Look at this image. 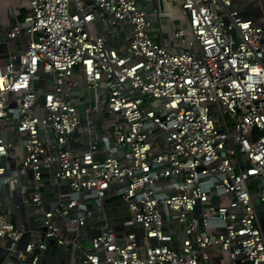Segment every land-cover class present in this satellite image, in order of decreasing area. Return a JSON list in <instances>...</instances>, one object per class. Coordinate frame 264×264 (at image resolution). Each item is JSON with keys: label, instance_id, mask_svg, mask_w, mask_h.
I'll use <instances>...</instances> for the list:
<instances>
[{"label": "built area", "instance_id": "2783aa9c", "mask_svg": "<svg viewBox=\"0 0 264 264\" xmlns=\"http://www.w3.org/2000/svg\"><path fill=\"white\" fill-rule=\"evenodd\" d=\"M27 2L0 27V264L49 244L69 264H264V17L232 0ZM45 174L69 192L47 202ZM7 190L34 228L11 220ZM109 194L129 211L120 235Z\"/></svg>", "mask_w": 264, "mask_h": 264}, {"label": "crops", "instance_id": "0c3cea01", "mask_svg": "<svg viewBox=\"0 0 264 264\" xmlns=\"http://www.w3.org/2000/svg\"><path fill=\"white\" fill-rule=\"evenodd\" d=\"M165 5L171 9L170 3L166 2ZM232 7L239 10L240 15L243 18L252 19L256 23H261V20L264 17V0H232ZM27 11V0H0V27L10 28L16 24ZM181 17L182 16L178 12H174L166 18H163L164 30L169 31L170 28L177 26ZM177 18L179 19L178 22L177 20L174 21ZM19 137L18 133H7V138L13 142L16 150V157L13 159H19L18 156L22 150L21 145L19 144ZM84 141V138L81 139V144L84 145ZM73 146L78 147V145L75 144H73ZM28 176L30 177V173ZM44 177L45 184L43 188V196L47 202H53L59 194L69 192L66 183L54 181L52 179L50 180L48 174H45ZM88 203V206L91 208L93 202ZM1 204L13 222L23 224L27 228H34L37 225L36 217L32 211V205L30 203H24L21 200L18 190H14V192H11L10 194L7 190L6 197L3 198ZM104 209L109 224L119 235L122 234L126 229L124 221L129 217V211L125 201L118 198V196H112L109 194L104 200ZM97 224L98 221L93 218L88 220V222L81 227L79 238L83 240L85 248L90 246V237L97 233L98 230L95 229ZM69 233L72 235L71 232ZM69 263L70 257L68 247L64 245L49 244L46 250L40 254L37 264ZM73 264L83 263L80 261H74Z\"/></svg>", "mask_w": 264, "mask_h": 264}, {"label": "rangeland", "instance_id": "374dc122", "mask_svg": "<svg viewBox=\"0 0 264 264\" xmlns=\"http://www.w3.org/2000/svg\"><path fill=\"white\" fill-rule=\"evenodd\" d=\"M176 20L178 22L179 19L177 18L174 21H176ZM226 120L228 121V123L231 122V119H230V117L228 115H226ZM29 190L30 189H28V191ZM118 198H120V197H118ZM35 217H37V215H35ZM262 224L264 226V219L262 221ZM212 262L213 263L217 262L218 264H226V258H225V256L223 254H219L218 256H216V258H213Z\"/></svg>", "mask_w": 264, "mask_h": 264}]
</instances>
